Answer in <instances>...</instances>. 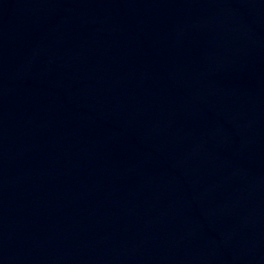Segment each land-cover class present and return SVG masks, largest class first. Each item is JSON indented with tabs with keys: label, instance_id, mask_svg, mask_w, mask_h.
I'll use <instances>...</instances> for the list:
<instances>
[{
	"label": "water",
	"instance_id": "obj_1",
	"mask_svg": "<svg viewBox=\"0 0 264 264\" xmlns=\"http://www.w3.org/2000/svg\"><path fill=\"white\" fill-rule=\"evenodd\" d=\"M0 264H264V0H0Z\"/></svg>",
	"mask_w": 264,
	"mask_h": 264
}]
</instances>
